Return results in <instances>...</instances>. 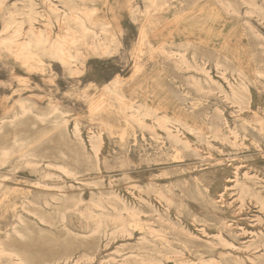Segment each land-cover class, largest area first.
I'll return each mask as SVG.
<instances>
[{"label":"rangeland","instance_id":"rangeland-1","mask_svg":"<svg viewBox=\"0 0 264 264\" xmlns=\"http://www.w3.org/2000/svg\"><path fill=\"white\" fill-rule=\"evenodd\" d=\"M236 1L233 12L217 0H169L167 11L148 16L151 0H93L109 29V54L69 66L48 57L25 64L0 48V147L27 136L31 121H11L18 99L30 97L46 113L30 129V146L75 169L45 179L39 201L51 203L31 206L37 214L22 208L21 196L0 194V238L13 239L28 264H264V0ZM6 19L0 15V30ZM60 31L54 21L49 35ZM164 49L183 50L189 68H178ZM118 76L126 102L155 107L190 147L161 127L156 137L143 136L129 123L105 89ZM64 119L68 126L56 128ZM74 122L83 140L71 134ZM92 132L103 139L99 161L88 154ZM22 151L0 171L23 168ZM19 172L21 187L34 189L27 181L37 174ZM167 252V260L149 262Z\"/></svg>","mask_w":264,"mask_h":264},{"label":"bare ground","instance_id":"bare-ground-1","mask_svg":"<svg viewBox=\"0 0 264 264\" xmlns=\"http://www.w3.org/2000/svg\"><path fill=\"white\" fill-rule=\"evenodd\" d=\"M91 1L93 0H41L42 6L44 7L43 12L39 11L37 8L38 4L36 3V0H24L22 1V4H19L18 0H15L12 3L8 2V0H0V15L4 14L8 17V19H6L4 22V26L0 30V48H5V50L10 48L12 51L11 53L14 54L12 55L17 59H20L21 62L25 64L30 63L31 61L41 62L46 57H48L52 59H59L64 65L69 66L78 60L80 56H83L85 61L90 56L104 57L108 55L111 46V42L109 40V29L106 27L104 22L97 18V9L95 10L89 6ZM217 1L224 8V10L233 12L235 11V5L237 2L236 0ZM242 1L249 5L252 3L249 2L250 0ZM170 6L171 3L169 0H151L150 5L148 6L151 8V10H148L147 14H149L148 16H152L155 15L154 13L152 14L153 11H167ZM40 16H45L47 18L45 25L42 27L37 25V21H40ZM54 21L59 24L61 31L58 32L56 37H51L49 34H51L50 32L52 31V25L54 24ZM82 48H84L85 53H82ZM177 51H179V53L182 52L181 55L176 56L178 52L174 54L171 51L165 49L163 50V53L166 54V57L170 58V60H172L178 68H189L188 60L184 51L181 49H177ZM119 79H121L119 76L116 77L110 85H106L105 89L106 93L108 94V98L119 105V110L126 114V118L129 123L138 126L143 136L145 135V132H150L154 137H156V135L159 134L157 128L161 127L165 130L167 139H170L174 142L182 141L186 148L190 147L189 141L180 137L179 129L176 126L175 128L178 131H175L171 128L172 121L170 118L167 116L160 117L157 115V113H154L153 109L155 107L152 109L145 102L138 105H135L131 102H126V97L123 93V90L118 85ZM18 104L20 112L12 116L11 123L14 125L17 118L20 117H26L28 122L31 121L30 124H27L26 126L29 127L26 129L27 136L13 137L11 139L12 143L10 145L0 147V164L3 165L9 162L11 157H13L20 150L24 149L18 158V162L23 164V168L21 169L36 173L37 179L34 181H27L32 184L34 189L25 190V188L21 187L18 178V176H23L19 172L21 169H19V171L15 170L20 168V166L16 165L13 169L0 171V194H2V197H8V195L11 194L15 195L16 197L21 196L22 208L37 214L30 209L31 206H36L38 209L44 210L46 205L51 203L46 198H43L41 202L39 201V198L41 197L40 195H43L45 193V189L49 187V184L45 182V179L51 176H74L75 169L61 165L57 162L45 161L44 156L39 154L35 147L30 146L32 143L31 135H29L31 131L30 129L31 127H34L38 121H44L46 113H44L40 105L34 102L30 97H20L18 99ZM113 104L109 105L111 109L113 108ZM50 109L51 111H56L58 107L55 104H51ZM68 122V119H64L63 123L56 121L55 127L61 128L62 124L67 127ZM107 122L102 120L101 126L111 131V124L108 122L110 124L109 125ZM258 122L264 128L263 119L259 118ZM214 132H217V127L214 128ZM92 133L93 134L89 133L88 136L90 143L88 154L95 157L96 160L99 161V155L101 152L100 149L103 139L102 135H100L101 132ZM71 134L76 140H83L81 128L78 122L73 123ZM141 145L143 147L144 144ZM11 171L15 172L11 173ZM14 181L18 184H15ZM34 191L36 193H34ZM31 194H33L32 197L30 196ZM56 195L57 194L55 193L52 198H55ZM34 196L36 197L35 199H33ZM93 203L96 202L93 201ZM136 216L138 217V215ZM89 217L91 219H95L96 215L93 214V212H90ZM40 220L44 221L42 217H40ZM124 227L126 228V225H124ZM14 231L18 232V230ZM151 232L153 235L161 237V244L167 245L169 243L168 238L162 234L161 231L151 227ZM12 240L13 239L8 236L5 240L0 238V259L6 258L14 264H28L26 259L23 257V254L20 253L14 246V242H11ZM141 241H149L146 233H143ZM199 252V250H196V253ZM168 256V252L163 253L159 258H156L155 256L154 258L149 259V262H163V259L165 261L169 258Z\"/></svg>","mask_w":264,"mask_h":264}]
</instances>
